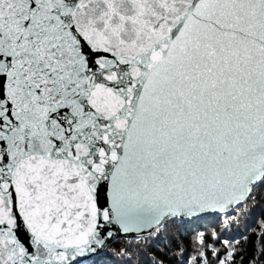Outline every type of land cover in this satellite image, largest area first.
I'll return each mask as SVG.
<instances>
[{
	"label": "snow or ice",
	"instance_id": "obj_1",
	"mask_svg": "<svg viewBox=\"0 0 264 264\" xmlns=\"http://www.w3.org/2000/svg\"><path fill=\"white\" fill-rule=\"evenodd\" d=\"M0 264H264V0H0Z\"/></svg>",
	"mask_w": 264,
	"mask_h": 264
}]
</instances>
